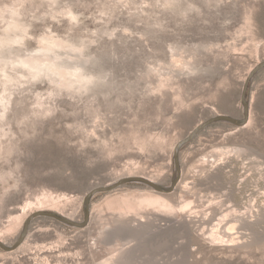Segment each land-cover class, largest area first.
Masks as SVG:
<instances>
[{"label":"rangeland","instance_id":"374dc122","mask_svg":"<svg viewBox=\"0 0 264 264\" xmlns=\"http://www.w3.org/2000/svg\"><path fill=\"white\" fill-rule=\"evenodd\" d=\"M263 58L264 0H0V239L40 208L83 220L119 177L170 185L178 141L242 117ZM248 98L182 146L173 191L36 217L0 264H264V69Z\"/></svg>","mask_w":264,"mask_h":264},{"label":"water","instance_id":"95a60500","mask_svg":"<svg viewBox=\"0 0 264 264\" xmlns=\"http://www.w3.org/2000/svg\"><path fill=\"white\" fill-rule=\"evenodd\" d=\"M263 69H264V58L252 68V70L250 71V73L248 74L246 78V81L244 83L243 90H242V96H241V102L243 105V116L242 117H235V116L224 114V113L214 114L213 116L207 118L206 120L201 122L199 125H197L190 132V134H188L187 136H185L184 138L178 141V143L176 144L174 148V153H173V159H174V164H175V174L173 176V179L170 185H163L147 177L136 175V176H125V177L119 178L118 180L112 182L111 184L95 186L90 191H88V193L85 195L84 203H83V211H84L83 220L76 221L55 210H44V209L36 210L32 212L25 220L23 229L20 232L18 238H16V240L12 243H6L0 240V247L5 251H12L16 249L17 247H19L28 234L30 223L32 222V220L40 216L53 217L57 220H60L61 222L65 224H68L74 227H85L89 223L90 218H91V200L94 197V195L98 192L110 191L118 186H121L129 182L144 183L159 192L173 191V189L175 188L176 184L178 183L182 175V168H181V163H180V150L182 146L190 142L192 139H194V137L201 130H203L204 128H206L207 126L213 123L228 122V123H232L237 126H241L245 124L249 120V117H250V101L248 98L250 83L254 79V77Z\"/></svg>","mask_w":264,"mask_h":264},{"label":"bare ground","instance_id":"6f19581e","mask_svg":"<svg viewBox=\"0 0 264 264\" xmlns=\"http://www.w3.org/2000/svg\"><path fill=\"white\" fill-rule=\"evenodd\" d=\"M51 49H52V47L49 48V50H51ZM42 55H44V53L38 54V55L36 56V60L33 59V60L30 62L31 67H33V68L39 67V66L37 65L36 61H37V59H38L39 57H41ZM32 58H34V55H33ZM119 178H122V177H119ZM119 178H118V179H119ZM118 179H117V180H118ZM151 180H152V179H151ZM153 181H154V180H153ZM40 209H43V208H40ZM56 211H58V210H56ZM58 212H60V211H58ZM60 213L63 214L62 212H60ZM63 215H65V214H63ZM65 216H67V217L73 219L72 217H70V216H68V215H65ZM0 240H1V239H0ZM1 241H3V240H1ZM3 242H5V241H3Z\"/></svg>","mask_w":264,"mask_h":264}]
</instances>
